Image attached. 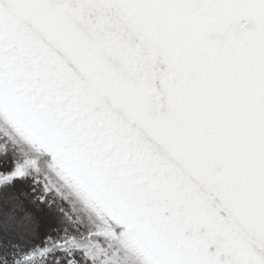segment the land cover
<instances>
[{
	"label": "snow or ice",
	"instance_id": "snow-or-ice-1",
	"mask_svg": "<svg viewBox=\"0 0 264 264\" xmlns=\"http://www.w3.org/2000/svg\"><path fill=\"white\" fill-rule=\"evenodd\" d=\"M0 264H264V0H0Z\"/></svg>",
	"mask_w": 264,
	"mask_h": 264
}]
</instances>
